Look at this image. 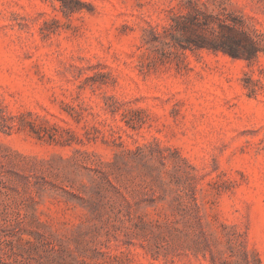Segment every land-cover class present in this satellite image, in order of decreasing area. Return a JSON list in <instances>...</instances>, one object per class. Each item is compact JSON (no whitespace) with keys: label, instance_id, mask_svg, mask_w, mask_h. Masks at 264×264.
<instances>
[{"label":"rangeland","instance_id":"rangeland-1","mask_svg":"<svg viewBox=\"0 0 264 264\" xmlns=\"http://www.w3.org/2000/svg\"><path fill=\"white\" fill-rule=\"evenodd\" d=\"M77 6L0 0V264H264V51L173 45L187 0Z\"/></svg>","mask_w":264,"mask_h":264},{"label":"trees","instance_id":"trees-1","mask_svg":"<svg viewBox=\"0 0 264 264\" xmlns=\"http://www.w3.org/2000/svg\"><path fill=\"white\" fill-rule=\"evenodd\" d=\"M66 12L78 10L80 0H61ZM76 4H72V2ZM189 10L175 13L166 31L172 37L173 45L184 49H208L224 52L233 58L256 59L264 51V33L246 13L234 14L226 6L219 12L204 10L198 2L187 0Z\"/></svg>","mask_w":264,"mask_h":264}]
</instances>
